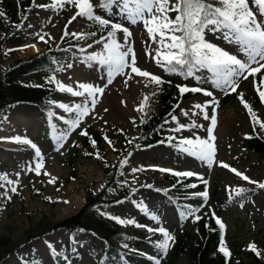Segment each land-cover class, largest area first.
<instances>
[{
  "label": "rangeland",
  "instance_id": "rangeland-1",
  "mask_svg": "<svg viewBox=\"0 0 264 264\" xmlns=\"http://www.w3.org/2000/svg\"><path fill=\"white\" fill-rule=\"evenodd\" d=\"M92 2L96 4L97 0ZM49 3L51 0H34L21 23L23 42L1 47L0 63L4 67H9L17 58H26L47 48L61 47L65 50L68 61L63 71L58 72L60 82L71 85L75 90H81L77 89V82L103 87L108 79L106 72L98 65L90 67L84 59L88 54L102 49V45L95 44L92 48L87 47L98 38L85 35L83 39H78L68 35L63 38L66 41L61 42L65 25L76 9L68 4H65L63 9L57 8L55 11L38 6ZM96 11L97 14L105 15L99 8ZM170 15L174 16V13ZM105 17L113 21L118 20L132 32L130 41L136 53L138 67L156 75L164 72L151 56L146 55V50L155 55L154 49L157 45L149 38L146 30L139 33L137 28L139 23L132 25L123 16L116 14H107ZM67 30L70 33H92V21L77 17L68 24ZM37 34L43 35L47 43L40 41ZM102 35H107V29ZM117 39L123 42L122 33H117ZM206 39L233 54L243 56V53L237 52V46L221 38V33L207 32ZM25 45H35V48L23 47ZM81 48L84 49L83 52ZM69 64L72 65L71 68L67 67ZM196 74L206 77L204 79L206 82L211 77L206 70H200ZM132 76L127 87L124 83L127 77L116 76L105 88L103 95L97 94L95 108L80 123V128L89 125L95 131L104 132L105 137L112 142L111 146L106 140L95 147L92 144H84L80 141L78 127L69 130L66 123L57 119V116H64L68 120V113L60 109L58 104L74 107L84 101V97H76L68 92H61L64 97L57 101L49 100L53 103L48 101L42 108H32L33 106L19 103L13 105L7 114L0 116V174H6L9 180H18L14 185L5 184V187L0 188V236L8 235L17 247L2 264L57 263L62 254V245L67 238V232L62 228H55L38 234V223L42 219L60 220L80 209L85 203L86 192L96 190L106 181L102 167L114 161L122 138L132 139L138 133L137 116L142 114L148 117L159 109L160 90L157 91L156 85L150 84L145 87L147 78L136 76L134 73ZM261 76H264V69L257 73L255 78L249 75L246 80L240 79L236 95L232 94L226 100L222 97L225 92L212 85L207 89L213 93L212 97L201 93L182 100L175 114L179 123L191 125L195 121L202 127L183 129L180 132L170 131L168 137H175V140L140 146L124 158L128 163L121 167L119 179L115 180L116 183L111 189L119 191L122 187H131L135 191L111 205H96L102 213L135 221V224H120L123 234L116 243L122 250L123 264H129L130 252L139 251L143 257L140 259L142 264H150L149 261L154 260L156 251L162 253L156 246V242L163 239L162 235L149 232L148 228L163 227L174 237L183 229L191 228L190 222L179 221L176 210L168 200L169 198L180 202L178 197L183 188L173 184L172 181L176 180H189V185H195V187L187 186L189 194L183 195L181 200V203L186 205L183 207L185 213L190 209H198L192 216H198L204 208L213 207V193L216 189L218 191L216 196L227 199L219 219L224 225L223 233L229 255L238 253L246 261L249 253L253 251L250 245L264 248V190L256 184L243 180L228 168L220 166V162H224L251 180L258 182L264 180L263 159L257 153L249 152L242 145V141L250 135L252 121L248 111L237 98L238 93L243 92L244 99L251 105L253 97L258 95L256 89L260 85ZM193 79L189 77V82L192 83ZM174 80L178 82L179 77L174 76ZM114 89H117L119 94L112 98L110 95ZM260 90L264 91V85H260ZM154 92L156 95H152ZM216 98L222 101L218 100V106L209 104L205 109L209 116L207 120L199 109L192 107L196 103L204 104ZM142 101L145 106L142 111H137ZM213 107L216 108V124L213 130L216 151L209 164L180 151L176 144L180 138L192 137L193 133L207 139V128L212 123V112L208 110H212ZM181 109L189 114L183 115ZM253 110L257 117L264 121V103L261 99ZM49 112L55 115L49 117ZM194 112L197 115H193ZM170 123L172 129L177 127L176 122L171 120ZM50 124L55 125V128L50 127ZM15 127L21 129L20 137L28 138L40 150L43 160L40 175L28 170L29 167H35L37 159L35 150L21 143L10 145L11 140L8 138L16 136L13 133ZM63 132H67V136L60 140L59 136ZM262 133L264 135V132ZM97 154L100 159L97 158ZM133 168L142 170L133 172ZM159 169L172 171L162 172ZM45 171L57 178L55 183H48L50 177L43 174ZM185 171H191L196 175L183 177L172 174V172ZM0 183L5 182L0 181ZM12 187L17 189L15 193L11 192ZM239 188L245 189V192L255 190L256 194H253V198L248 200L247 204H240L233 198L237 195L234 190ZM205 190L208 192V200L196 195ZM5 192L7 196L3 195ZM46 197H50L51 200ZM152 216H156L157 219L153 220ZM192 216L191 219H194ZM144 238H147L150 246L143 242ZM49 244L52 245V249L49 248ZM103 245L104 242L93 234L81 231L71 239L69 250H66L65 255L68 256L69 264H110L101 252ZM169 259V256L168 258L162 256L159 259L160 264H166ZM176 264H189L187 254L181 253Z\"/></svg>",
  "mask_w": 264,
  "mask_h": 264
},
{
  "label": "snow or ice",
  "instance_id": "snow-or-ice-1",
  "mask_svg": "<svg viewBox=\"0 0 264 264\" xmlns=\"http://www.w3.org/2000/svg\"><path fill=\"white\" fill-rule=\"evenodd\" d=\"M65 4L73 6L76 11L71 16L68 24H71L77 17L84 18L88 21H93L101 32L107 29V35H101L98 39L88 44V48L93 45H102L99 52H92L85 56V61L89 66L98 65L107 74V83L103 87L96 86L92 83L77 82V89L75 90L71 85H65L56 80L55 76L48 78V83L56 85V89L61 92H68L76 97H84V101L80 104L70 107L69 105L60 103L57 106L65 113L74 112L75 118L66 120L64 116H57L58 120L63 121L68 125L69 130H74L79 127L83 118L95 108L97 103V94L103 95L105 88L113 82L116 76H126L124 81L125 86H128V81L133 78L132 74L136 76L147 78L145 87L150 84L156 85L157 91L161 90L160 86L164 83H171V81H164L159 75L152 74L147 70H143L137 66V57L132 47L130 38L132 32L124 24L118 20L105 18L107 14H116L123 16L126 21L132 25L142 23L149 38L157 47L154 49L155 55L146 50V55L151 56L156 65L162 68L166 73L182 74L185 78L192 77L197 82H202L206 77L198 76L196 73L200 70H206L211 74L210 79L215 87L220 88L225 94L234 93L239 87L240 79H248L249 75L255 78L257 73L264 69V0H97L94 4L92 0H51L49 4L38 5L41 8H57L63 9ZM99 8L105 15L97 14L96 9ZM174 13V16L170 15ZM257 13L259 15H257ZM0 13V16H3ZM68 24L65 25L64 36L71 35L78 39H83L85 35L96 36V32L89 34L69 32ZM221 33V38L232 45L237 46V52L243 53V56L233 54L217 44H214L206 39V33ZM117 33H122L123 42L117 39ZM39 35V34H37ZM46 35V34H45ZM39 40L47 43L43 35H39ZM33 47L35 45H25L23 47ZM22 50V49H21ZM84 51L83 48L80 49ZM11 51V50H9ZM255 65V67H253ZM67 67L71 68L69 64ZM130 69V71H126ZM63 71V67L57 69ZM255 82V79H254ZM260 85H264V76L260 77ZM260 85L257 86V92L260 96L261 102L264 103V91L260 90ZM177 89L181 96L186 92L202 93L204 96L212 97L213 93L201 87H188L187 85H177ZM156 95V93H152ZM237 98L240 103L248 111L249 117L252 121L253 131H257V126L261 132H264V121H261L254 112L251 105L244 99V93H238ZM147 99V98H145ZM49 103H53L49 101ZM209 104L218 106V101L213 99L206 101L204 104L196 103L192 107L199 109L204 114V119H209L207 112ZM145 104L142 101L141 106L136 110L142 111ZM179 107L177 104L169 116L172 121L177 123V127L171 129L173 132H180L183 129L202 127L193 121L191 125L180 124L177 117L174 115L175 109ZM107 111V110H105ZM181 113L187 116L189 113L181 109ZM216 108H212L211 125L207 128V139L201 138L193 133L192 137L180 138L176 147L193 157L211 164L215 155V145L213 141L215 137L213 130L216 124ZM49 117L55 115L52 112L48 113ZM197 115V113H193ZM141 123L145 121L141 119ZM165 123H168L165 120ZM50 127L55 128V125L50 124ZM81 135L87 136L86 131H81ZM67 132L60 134L59 139L66 138ZM250 138V137H249ZM11 142L28 145L35 150V167H29V171H35L37 175L41 174L43 168V160L41 152L38 147L26 137H11L8 138ZM93 147L96 146L95 140H91ZM175 137H168L171 142ZM105 140L111 146L112 142L105 137ZM163 142V141H161ZM131 143V141H129ZM88 154V153H86ZM128 155H131L129 153ZM97 158L101 157L97 154ZM126 159L120 161L121 167L127 164ZM220 166L228 168L230 171L241 177L243 180L251 184H256L257 187L264 189V182L251 180L248 176L231 168L230 165L220 162ZM142 169L133 168L132 171H140ZM162 172H171L170 169H159ZM50 179L48 183H55L56 177L51 176L50 173L44 172ZM175 176L191 177L196 175L191 171L172 172ZM19 177V173H17ZM0 188L5 187V184L14 185L18 180L12 181L7 178L6 174H0ZM206 183V182H205ZM151 187V185H147ZM188 187H195V185H188ZM17 189L11 188V192L15 193ZM111 191V190H109ZM135 191V190H133ZM237 195H241L246 190L239 188L234 190ZM7 196V192L3 193ZM207 200L208 192L205 190L202 193H197ZM9 199L11 197H8ZM46 199L51 200L50 197ZM67 203L68 201H64ZM198 209H190L187 213L181 212V216L187 218L188 215L194 214ZM115 219L120 224H135V221L128 219L124 220L119 217H110ZM156 220V216H152ZM196 220L200 217L196 216ZM217 224L223 229L224 225L217 219ZM144 227L143 225H136ZM149 232L159 233L163 239L156 242V246L162 253H166L170 242L174 243L175 238L165 228H148ZM220 251L227 257L229 252L223 246V241ZM52 249V245H48ZM125 247H127L125 245ZM251 250L256 251L255 245L249 246ZM54 251V249H53ZM259 254V253H257ZM36 264V262H33ZM154 264H160V260L154 258Z\"/></svg>",
  "mask_w": 264,
  "mask_h": 264
},
{
  "label": "trees",
  "instance_id": "trees-1",
  "mask_svg": "<svg viewBox=\"0 0 264 264\" xmlns=\"http://www.w3.org/2000/svg\"><path fill=\"white\" fill-rule=\"evenodd\" d=\"M33 0H0V49L1 47L15 43L22 42V29L21 22L31 7ZM93 32L99 36L102 32L96 24L93 25ZM66 55L63 49L60 48H47L44 52L30 55L26 58H17L9 67H4L0 63V115L7 114L15 103H28L42 107L49 99H59L61 96L55 89V84L48 83V78L56 76V70L63 67L66 61ZM183 81L187 82L186 78L182 75ZM171 83H164L161 85L162 95L160 98V109L156 115L149 118H143L141 115L137 118V126L139 133L132 139L122 138L116 150L115 160L108 163L107 166L102 167L106 181L103 185L96 190H88L85 196V203L75 213L62 218L60 220L51 221L50 219H42L37 225L41 234L45 230H52L55 228H63L67 231L68 237L63 245L62 256L58 259L57 264H67L66 250H69L71 238L76 236L79 232H87L94 234L99 240L104 242L101 249L107 261L110 264H123L122 263V250L117 246L118 241L123 232L120 230V225L110 215L102 213L96 208L97 204H113L129 196L132 192L131 187H122L119 191L111 189L116 183L115 180L119 179L118 174L121 168L120 161L123 158L142 145H149L158 142H167V133L171 130L169 123V113L178 102L193 94L186 92L181 96L177 89V83L171 79H167ZM196 86L207 87L205 82H197ZM213 84V83H212ZM256 98L252 102L256 104ZM177 112L175 109L174 115ZM68 118L74 119V114L69 113ZM141 119L145 122L141 123ZM165 120L168 123H165ZM88 133L87 136L81 135L79 132L80 141L84 144L91 145V140H95L96 145L104 142V134L92 130L90 127L83 129ZM131 141V143H129ZM243 145L251 152H257L264 159V135L257 126V131H252L250 138L243 141ZM176 187L182 185L187 186L189 181H172ZM111 190V191H109ZM185 192L188 189L185 187ZM217 189L215 193H217ZM254 191H248L241 195L235 196L239 202H246ZM168 198V197H167ZM180 202L173 201L168 198L170 204L177 208L181 221L186 223L188 220L181 216L183 207L186 205L181 203L183 197H180ZM220 196H214L213 210L204 209L202 213L198 214L199 220L190 219L191 228L183 229L177 237L175 242L171 244L169 249L170 259L166 264H176L181 253L187 254L189 264H264V248L260 249L255 246L256 251L249 253V258L245 261L242 255L233 253L225 256L220 248L223 246L227 248L226 240L222 236V229L217 224V214L224 210L226 200H222ZM145 244L148 243L143 239ZM16 243L12 241L8 235L0 236V264L3 260L16 249ZM157 259L163 254L156 251ZM155 253V254H156ZM168 253V250L165 254ZM259 253V254H257ZM141 257L138 253H130L129 264H142ZM151 264H154L151 262Z\"/></svg>",
  "mask_w": 264,
  "mask_h": 264
},
{
  "label": "bare ground",
  "instance_id": "bare-ground-1",
  "mask_svg": "<svg viewBox=\"0 0 264 264\" xmlns=\"http://www.w3.org/2000/svg\"><path fill=\"white\" fill-rule=\"evenodd\" d=\"M137 28L140 31L139 33H142V32L145 31V28H144V26H143L142 23H139V25L137 26ZM118 94H119L118 90L117 89H114V90H112V95H110V97L115 98V96H117ZM32 108H34V107H32ZM15 128L16 129L14 130L13 133H15L16 136H20L21 129L19 127H15ZM16 136H14V137H16ZM17 144H19V143L10 142V145H17Z\"/></svg>",
  "mask_w": 264,
  "mask_h": 264
}]
</instances>
